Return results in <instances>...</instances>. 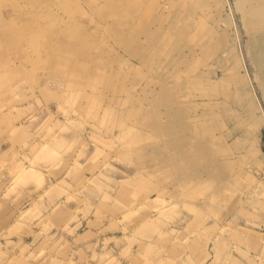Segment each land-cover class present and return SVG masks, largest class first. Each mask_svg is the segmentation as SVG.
Listing matches in <instances>:
<instances>
[{
  "label": "rangeland",
  "instance_id": "rangeland-1",
  "mask_svg": "<svg viewBox=\"0 0 264 264\" xmlns=\"http://www.w3.org/2000/svg\"><path fill=\"white\" fill-rule=\"evenodd\" d=\"M212 249L264 264V0H0V264Z\"/></svg>",
  "mask_w": 264,
  "mask_h": 264
},
{
  "label": "crops",
  "instance_id": "crops-1",
  "mask_svg": "<svg viewBox=\"0 0 264 264\" xmlns=\"http://www.w3.org/2000/svg\"><path fill=\"white\" fill-rule=\"evenodd\" d=\"M193 128L198 129L197 126H194ZM180 139H181L180 145L181 144H184V143H187V140H186L187 139V133L186 132L185 133L184 132H181L180 133ZM191 143H194V142H191ZM197 144L199 145V143L195 142L194 145H197ZM196 149H193V152H195ZM185 154H186V156H185ZM193 154L194 153L188 154L187 152H185V153L184 152H181L180 153V156H179V159H178V161H179L178 162V170H179V173L181 171L185 170L184 169V162H185V158H187V156H189L188 158H191V161L193 160L192 163H191V166H190V170L196 169V166L198 165V161H203L204 163H202V165H201L202 168L209 171V167H208L207 163L204 161V159H205L204 158V154L205 153L201 152L199 154H194V155ZM204 164H206V165H204ZM205 184H208V183H205ZM203 240L204 239L201 238V241H203ZM211 242L213 244V241H211ZM170 259H172V258H169L168 255H167V253L165 252V254H164V260H163L164 261V264H169V260ZM200 260H202V261H197L196 264H227L226 261H223V259L216 261V259H215V251L213 249H212V254H211V256L208 259H205V257H201ZM177 264H182V260H179L177 262ZM189 264H190V262H189Z\"/></svg>",
  "mask_w": 264,
  "mask_h": 264
},
{
  "label": "bare ground",
  "instance_id": "bare-ground-1",
  "mask_svg": "<svg viewBox=\"0 0 264 264\" xmlns=\"http://www.w3.org/2000/svg\"><path fill=\"white\" fill-rule=\"evenodd\" d=\"M40 149H42V148H40ZM42 151V150H41ZM51 152V151H50ZM31 168H29V170H30ZM28 170V169H27ZM32 170V169H31ZM21 171V170H20ZM20 171H18V172H20ZM24 172H26V171H24ZM30 172V171H29ZM24 173H22V175H23ZM31 174H32V172H31ZM18 176H19V178H21V174L20 173H18L17 174ZM23 180V179H22ZM160 200V199H159ZM171 206V205H170ZM172 207V206H171ZM173 207H174V205H173ZM166 208V207H165ZM169 209H170V207H169ZM165 212V211H164Z\"/></svg>",
  "mask_w": 264,
  "mask_h": 264
}]
</instances>
